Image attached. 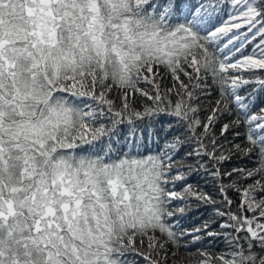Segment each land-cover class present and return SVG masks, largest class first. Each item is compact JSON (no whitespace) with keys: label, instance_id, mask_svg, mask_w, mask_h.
<instances>
[{"label":"snow or ice","instance_id":"obj_1","mask_svg":"<svg viewBox=\"0 0 264 264\" xmlns=\"http://www.w3.org/2000/svg\"><path fill=\"white\" fill-rule=\"evenodd\" d=\"M130 253L264 264V0H0V264Z\"/></svg>","mask_w":264,"mask_h":264},{"label":"trees","instance_id":"obj_2","mask_svg":"<svg viewBox=\"0 0 264 264\" xmlns=\"http://www.w3.org/2000/svg\"><path fill=\"white\" fill-rule=\"evenodd\" d=\"M250 48H251V46H249V50H250ZM213 99H214V97H213ZM200 115H201V117L205 116V112L201 111ZM168 119L169 118L165 117V116H161L159 118L160 123L157 124V127L160 129L161 138H163V135H164L162 125L164 123H166L168 121ZM218 130H219V126H217V134H219ZM168 136H169V138H171L172 132H169ZM237 142H239V141H237ZM186 150H188L187 147L181 149L179 155L183 156V154ZM188 162L192 163L193 161H192V159H189ZM244 164H248L249 167L252 166V164L250 162H248L247 160H240V159H237L234 157L230 163L225 165V168L230 170L232 166H243ZM190 182H192V183L199 182L201 187L205 188L206 191L213 192L212 185L211 184L205 185L204 178L201 177L200 175L193 174L190 177ZM229 195H233L234 198H236L235 194H233V193H229ZM237 202H238V199H237ZM209 214H210V211L208 209L196 208L195 203H194L193 204V211H191L188 214V218L183 221V225H184V227L190 228V227L202 222L204 219H206L209 216ZM209 242H210L209 238H206L202 243H198L197 245L193 246V250H195V248L199 247V248L211 251V252H218L219 250H221L225 247V244H224L222 239H217L215 242L211 243L210 247H209ZM145 248H146V242H145ZM181 255L184 256L185 261H187V256L183 253V251H181ZM133 257H135L137 264H144L142 257H137L135 253H130L129 259H132Z\"/></svg>","mask_w":264,"mask_h":264}]
</instances>
